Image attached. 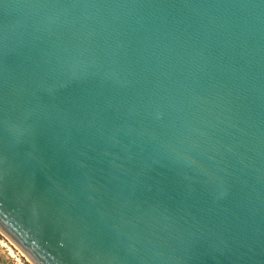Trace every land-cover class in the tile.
<instances>
[{"label": "water", "instance_id": "95a60500", "mask_svg": "<svg viewBox=\"0 0 264 264\" xmlns=\"http://www.w3.org/2000/svg\"><path fill=\"white\" fill-rule=\"evenodd\" d=\"M0 234L264 264V0H0Z\"/></svg>", "mask_w": 264, "mask_h": 264}, {"label": "rangeland", "instance_id": "374dc122", "mask_svg": "<svg viewBox=\"0 0 264 264\" xmlns=\"http://www.w3.org/2000/svg\"><path fill=\"white\" fill-rule=\"evenodd\" d=\"M0 264H33V262L0 234Z\"/></svg>", "mask_w": 264, "mask_h": 264}, {"label": "bare ground", "instance_id": "6f19581e", "mask_svg": "<svg viewBox=\"0 0 264 264\" xmlns=\"http://www.w3.org/2000/svg\"><path fill=\"white\" fill-rule=\"evenodd\" d=\"M25 254V253H24ZM27 256V255H26ZM28 257V256H27ZM29 258V257H28ZM30 259V258H29ZM32 261V260H31ZM33 262V261H32ZM34 264V263H33Z\"/></svg>", "mask_w": 264, "mask_h": 264}]
</instances>
